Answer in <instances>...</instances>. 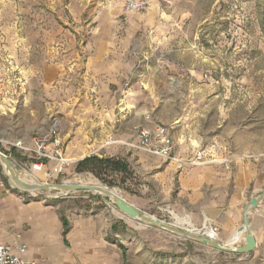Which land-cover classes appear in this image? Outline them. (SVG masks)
<instances>
[{
	"label": "rangeland",
	"instance_id": "1",
	"mask_svg": "<svg viewBox=\"0 0 264 264\" xmlns=\"http://www.w3.org/2000/svg\"><path fill=\"white\" fill-rule=\"evenodd\" d=\"M129 1L0 0V151L28 185L93 179L157 221L189 230L175 215L190 218L203 234L208 220L224 243L216 219L178 202L176 165L136 147V127L167 126L179 157L262 159L264 0H151L139 11ZM49 134L61 157L43 171L11 145ZM90 156L117 157L130 172L79 170ZM169 164L176 173L163 178ZM0 177L12 186L1 160ZM22 195L68 219L62 264H264V236L230 254L142 226L93 191Z\"/></svg>",
	"mask_w": 264,
	"mask_h": 264
},
{
	"label": "crops",
	"instance_id": "2",
	"mask_svg": "<svg viewBox=\"0 0 264 264\" xmlns=\"http://www.w3.org/2000/svg\"><path fill=\"white\" fill-rule=\"evenodd\" d=\"M101 59V56L93 58L92 64L100 61L102 67L105 64ZM191 156L194 151L189 150L186 157ZM254 158L246 160L236 156L230 159L228 169L223 164H207L188 167L177 175L178 202L183 201L193 214L202 212L216 219L224 244L230 243L243 225L247 206L264 194V157ZM173 173H176L175 166L169 164L160 174L165 178L173 177ZM11 187L0 183V243L18 240L27 247L29 261L62 264V249L69 233L67 230L66 236L64 234L60 206L26 200L21 192ZM249 222L258 247L260 236H264V198L249 214ZM238 242L244 244V239Z\"/></svg>",
	"mask_w": 264,
	"mask_h": 264
},
{
	"label": "built area",
	"instance_id": "3",
	"mask_svg": "<svg viewBox=\"0 0 264 264\" xmlns=\"http://www.w3.org/2000/svg\"><path fill=\"white\" fill-rule=\"evenodd\" d=\"M150 5L151 0H130L128 3L129 9L137 11L145 9ZM151 122L152 126L136 127L138 137L136 147L138 149L173 162L180 172L188 167L207 164H223L226 165L227 169L229 168L230 159L209 157L204 150H199L194 156L189 158L177 156V144L169 128L161 123ZM11 145L32 155V159L34 160L32 167L36 171H43L45 161L58 160L61 157L62 142L57 136L52 134L34 137L29 144L23 140H19L12 142ZM62 162L68 161L62 158ZM0 183L2 185L6 184L1 177ZM11 188L14 189L13 187ZM26 256L27 247L18 240L12 243H0V264H40L29 261Z\"/></svg>",
	"mask_w": 264,
	"mask_h": 264
},
{
	"label": "water",
	"instance_id": "4",
	"mask_svg": "<svg viewBox=\"0 0 264 264\" xmlns=\"http://www.w3.org/2000/svg\"><path fill=\"white\" fill-rule=\"evenodd\" d=\"M0 160L4 164V167L8 169L9 172L13 173L16 176L15 179H12L10 177V183L12 187L22 193H39L42 191H61V192L62 191L70 192V191H79V190L92 191L95 189L80 184H67V183H63L59 185H51V184L28 185L19 181L18 169L16 168L13 161L9 157H7L6 155L0 152ZM263 198H264V194L260 195L258 198L253 200L250 203V205H248V207L244 211L243 225L237 229L235 234V240L233 241V243H228V244L226 243L224 244L221 243L220 241L213 240L208 236H206L205 234H200L190 230L180 229L177 228L175 225H169L164 222L157 221L154 217L144 214L135 205L129 203L128 201H126L125 199H123L118 195L115 196L114 202L122 213L131 217L134 221L138 222L142 226L173 232L178 235L193 240H197L218 251L241 255V254L251 253L257 249L256 238L250 229L249 214L259 206ZM242 238L245 240V244H243L242 246L234 247L235 243Z\"/></svg>",
	"mask_w": 264,
	"mask_h": 264
},
{
	"label": "trees",
	"instance_id": "5",
	"mask_svg": "<svg viewBox=\"0 0 264 264\" xmlns=\"http://www.w3.org/2000/svg\"><path fill=\"white\" fill-rule=\"evenodd\" d=\"M77 168L81 171L91 170L94 173H99L106 169L114 174H128L130 172L129 165L117 157L99 158L90 156L78 162ZM109 168V169H108ZM64 234L69 228V221L65 216H62Z\"/></svg>",
	"mask_w": 264,
	"mask_h": 264
},
{
	"label": "bare ground",
	"instance_id": "6",
	"mask_svg": "<svg viewBox=\"0 0 264 264\" xmlns=\"http://www.w3.org/2000/svg\"><path fill=\"white\" fill-rule=\"evenodd\" d=\"M6 174L9 175L12 179L16 178V176L13 173L9 172L8 169H6ZM27 178H28L27 174L18 175L19 181L23 182L25 184H28ZM79 184H81L83 186H86V187L95 188L94 190H92L93 192H95L97 194H100V195H103L105 197L107 196L113 201L115 200V196L117 195V194H115L112 191L102 189L100 184L97 181L93 180V179H84ZM129 218L132 219L131 217H129ZM175 218H176V220H177V222L179 223L180 226H183L184 228L189 229L190 231L196 232L195 228L192 225V222H191L190 218H181L178 215H175ZM202 233L205 234L206 236H208L209 238H211L213 240H216L217 236L214 233V231L212 230L208 220L205 221V225H204ZM234 240H235V234H234L233 239H232V241L230 243H233Z\"/></svg>",
	"mask_w": 264,
	"mask_h": 264
}]
</instances>
